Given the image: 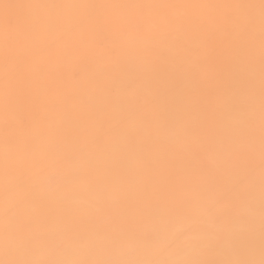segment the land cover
<instances>
[{"label":"bare ground","instance_id":"6f19581e","mask_svg":"<svg viewBox=\"0 0 264 264\" xmlns=\"http://www.w3.org/2000/svg\"><path fill=\"white\" fill-rule=\"evenodd\" d=\"M262 260L261 0H0V264Z\"/></svg>","mask_w":264,"mask_h":264},{"label":"snow or ice","instance_id":"6c2138e0","mask_svg":"<svg viewBox=\"0 0 264 264\" xmlns=\"http://www.w3.org/2000/svg\"><path fill=\"white\" fill-rule=\"evenodd\" d=\"M261 8L264 11V0H261ZM4 264H39V262L24 261V262H4ZM231 264H251V262H231ZM264 264V260L260 262Z\"/></svg>","mask_w":264,"mask_h":264}]
</instances>
